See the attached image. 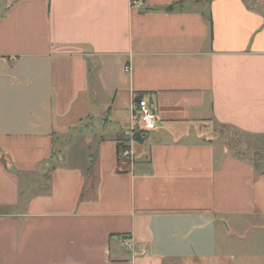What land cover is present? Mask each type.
Returning <instances> with one entry per match:
<instances>
[{
	"label": "crops",
	"instance_id": "crops-1",
	"mask_svg": "<svg viewBox=\"0 0 264 264\" xmlns=\"http://www.w3.org/2000/svg\"><path fill=\"white\" fill-rule=\"evenodd\" d=\"M258 1L0 0V264L223 260L219 225L264 230ZM144 98L158 127L129 142Z\"/></svg>",
	"mask_w": 264,
	"mask_h": 264
},
{
	"label": "rangeland",
	"instance_id": "rangeland-1",
	"mask_svg": "<svg viewBox=\"0 0 264 264\" xmlns=\"http://www.w3.org/2000/svg\"><path fill=\"white\" fill-rule=\"evenodd\" d=\"M247 2H251L252 5H258L260 1L258 0H246ZM105 123V122H104ZM126 137V133H125ZM126 140V139H124ZM57 145L62 146L66 145L68 142L70 146H73V142L69 140H64L62 137L57 138ZM130 142V140H129ZM234 144V143H233ZM67 165H70L71 163H77V159H67ZM48 164H58V166H63L65 164L64 161H61V159H57L56 157L48 161ZM40 169V168H39ZM41 174H39V172ZM46 171V168H43L42 170H38L37 172H30V175L22 173L18 168L12 169L10 174L15 178L18 185H20L25 191V200L28 199L27 196H29V191L26 188L27 180L33 182L36 186V190L39 193H42L43 196H46L49 192V186L48 183L45 180L41 179L43 177V173ZM41 177V178H40ZM33 191V190H32ZM22 193V190H20V194ZM230 241L226 244L225 240V232L223 230V227L219 225L218 231H217V243L218 248L220 251L226 252L229 251L230 253L233 251L236 253L234 254L235 258L230 257L228 259H215L212 261H202V262H181L180 264H235L236 262L242 261L241 254L238 251V249H244L246 251L245 261L248 262L251 260V256L254 259L257 264H264V230L261 231H255L254 233H251L249 235L246 234L243 230L240 232V235L235 234L233 232L230 234ZM251 251V252H250ZM251 253V255L249 254ZM257 255V256H256Z\"/></svg>",
	"mask_w": 264,
	"mask_h": 264
},
{
	"label": "built area",
	"instance_id": "built-area-1",
	"mask_svg": "<svg viewBox=\"0 0 264 264\" xmlns=\"http://www.w3.org/2000/svg\"><path fill=\"white\" fill-rule=\"evenodd\" d=\"M131 5L135 9H140L143 5V0H131ZM132 124L126 135L129 137L130 141H135L134 134L136 132L142 133L143 131H154L158 127V116L155 110H153L148 99L144 98L137 101L133 105L132 111ZM132 152L130 147L119 153V159H130L132 158ZM126 244L128 248H132V241L130 238L126 239Z\"/></svg>",
	"mask_w": 264,
	"mask_h": 264
},
{
	"label": "trees",
	"instance_id": "trees-1",
	"mask_svg": "<svg viewBox=\"0 0 264 264\" xmlns=\"http://www.w3.org/2000/svg\"><path fill=\"white\" fill-rule=\"evenodd\" d=\"M182 2H180V3H177V4H175V5H171V6H169L168 7V10H173V8L175 7V6H177L178 4H181ZM139 100H141V99H139ZM138 100V101H139ZM129 148V146L127 145V141L126 140H122L121 141V143L119 144V146H118V150H119V152H121V151H124V150H126V149H128Z\"/></svg>",
	"mask_w": 264,
	"mask_h": 264
},
{
	"label": "water",
	"instance_id": "water-1",
	"mask_svg": "<svg viewBox=\"0 0 264 264\" xmlns=\"http://www.w3.org/2000/svg\"><path fill=\"white\" fill-rule=\"evenodd\" d=\"M152 104V102H151ZM134 138L136 141L140 142V143H143L144 139L142 138V134L140 132H136L134 134Z\"/></svg>",
	"mask_w": 264,
	"mask_h": 264
}]
</instances>
